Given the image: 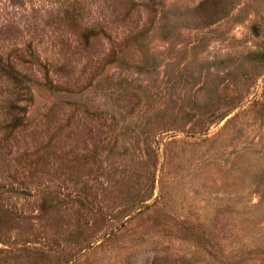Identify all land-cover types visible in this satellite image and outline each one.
Listing matches in <instances>:
<instances>
[{
  "label": "rangeland",
  "instance_id": "obj_1",
  "mask_svg": "<svg viewBox=\"0 0 264 264\" xmlns=\"http://www.w3.org/2000/svg\"><path fill=\"white\" fill-rule=\"evenodd\" d=\"M0 264H264V0H0Z\"/></svg>",
  "mask_w": 264,
  "mask_h": 264
}]
</instances>
